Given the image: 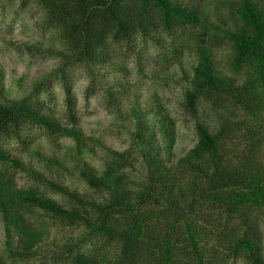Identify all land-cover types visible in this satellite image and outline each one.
I'll use <instances>...</instances> for the list:
<instances>
[{
	"label": "trees",
	"instance_id": "1",
	"mask_svg": "<svg viewBox=\"0 0 264 264\" xmlns=\"http://www.w3.org/2000/svg\"><path fill=\"white\" fill-rule=\"evenodd\" d=\"M35 1L57 43L26 47L59 58L69 123L47 111L40 91L37 97H9L0 73V264L47 256L51 231L33 218L38 210L82 229L84 244L55 256L62 264H264V0H230L237 15L222 34H210L205 25L212 0ZM183 36L195 43L192 71L178 62L187 83L182 106L194 119L197 141L176 160L178 130L170 112L159 102L147 108L135 103L131 147L143 165L135 180L125 170L126 153L101 140L90 144L76 116L70 70L79 65L97 76L102 68L121 67L114 62L118 49L139 41L181 53ZM112 90L107 93L114 98ZM208 105L211 119L202 117ZM33 127L47 132L54 145L63 138L71 145L61 156L47 157ZM11 141L35 147L49 168L78 174L93 194L29 167L7 148ZM99 148L114 158L102 168L92 161ZM16 172L66 202L39 184L19 187Z\"/></svg>",
	"mask_w": 264,
	"mask_h": 264
},
{
	"label": "rangeland",
	"instance_id": "2",
	"mask_svg": "<svg viewBox=\"0 0 264 264\" xmlns=\"http://www.w3.org/2000/svg\"><path fill=\"white\" fill-rule=\"evenodd\" d=\"M229 1L212 0L208 4L205 25L210 34H213L211 30L222 34L233 17H236L237 13ZM188 40L183 36V41H180L181 53L173 49L163 50L142 41L134 48L124 46L118 49L114 61L121 67L102 68L96 72L97 76L90 75L87 69L79 65L70 70L72 89L77 98L76 116L85 134L93 139L90 144L95 145L97 140H101L107 147L121 154L126 153L124 167L135 180L142 178L143 172L142 161L131 147L133 121L130 116L135 103L139 102L147 108L152 103L159 102L170 112L178 130L176 160L194 147L197 141L194 119L182 106L187 83L178 62L181 60L188 71H192V66L196 63L193 48L195 43ZM27 43H43L47 47L57 43L54 30L46 22L45 12L35 0H0V73L5 77L9 97H37L40 91V98L46 102L47 111L63 124L69 123L66 93L60 79L59 58L50 53L41 55L31 52L26 47ZM229 51L230 48L225 45L221 53L226 56ZM110 86L113 87L114 98L107 93ZM202 117L213 118V106L208 105L202 109ZM30 131L36 145L41 147L47 157L54 154L61 156L71 145V140L67 138L60 139L59 145H54L43 129L33 127ZM7 148L14 156L45 176H52L82 193L93 194L78 174L47 167L41 156L37 155L35 147L11 141L7 143ZM113 159L106 150L99 148L92 161L96 167L102 168L106 160ZM15 178L19 187L39 184L40 189L48 196L66 202L62 196L25 172H16ZM36 213L38 214L33 218L46 225L51 236L46 246L47 256L30 261L29 264H62L55 256H61L75 244H84L80 238L82 229L55 220L40 210ZM260 226L264 235V217L260 219ZM4 241L5 230L0 221L1 252ZM236 264L247 263L238 261Z\"/></svg>",
	"mask_w": 264,
	"mask_h": 264
}]
</instances>
